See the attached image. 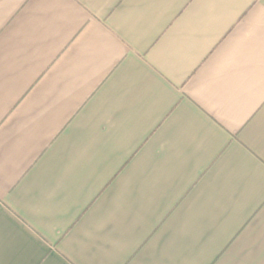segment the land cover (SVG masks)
Instances as JSON below:
<instances>
[{
  "label": "crops",
  "instance_id": "0c3cea01",
  "mask_svg": "<svg viewBox=\"0 0 264 264\" xmlns=\"http://www.w3.org/2000/svg\"><path fill=\"white\" fill-rule=\"evenodd\" d=\"M0 264H264V0H0Z\"/></svg>",
  "mask_w": 264,
  "mask_h": 264
}]
</instances>
